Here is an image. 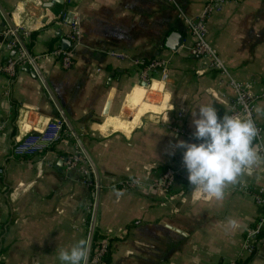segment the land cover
I'll use <instances>...</instances> for the list:
<instances>
[{
	"label": "crops",
	"instance_id": "1",
	"mask_svg": "<svg viewBox=\"0 0 264 264\" xmlns=\"http://www.w3.org/2000/svg\"><path fill=\"white\" fill-rule=\"evenodd\" d=\"M204 4L0 0L72 126L27 62L16 65L12 78L4 72L16 39L0 11V264H60L61 250L80 241L87 249L96 205L93 238L110 243L109 264H264V233L259 256L242 258L240 249L263 212L250 194L264 189L262 160L226 186L222 200L194 190L185 168L169 187L161 185L166 169L183 164L177 142H200L192 113L214 105L219 117L231 114L229 80L250 82L254 94H264V0H226L208 19L206 41L226 74L188 52V22ZM70 22L78 26L76 46L67 37ZM172 35L180 40L170 41ZM58 48L73 51L71 69L51 54ZM154 59L168 61V80L156 74L144 85L133 62ZM55 120L63 127L46 151L12 156L15 140ZM256 120L264 147V96Z\"/></svg>",
	"mask_w": 264,
	"mask_h": 264
},
{
	"label": "built area",
	"instance_id": "2",
	"mask_svg": "<svg viewBox=\"0 0 264 264\" xmlns=\"http://www.w3.org/2000/svg\"><path fill=\"white\" fill-rule=\"evenodd\" d=\"M226 0H205V4L202 9V13L196 19L188 22V32L193 38V43L188 47V52L192 56H197L202 59H206L210 62L212 69L218 70L223 74H226V69L219 59L217 52L206 41V23L212 14L221 11L222 5ZM11 36H13L10 33ZM68 39L76 46L79 41V30L75 23L68 25ZM14 53V57L8 58L4 67V72L11 78L14 77L16 72V65L21 62H27L30 66V61L27 59L23 49L17 42L13 40L9 45ZM55 58L58 65L63 70H69L73 67V51H63L55 49L51 53ZM122 58L121 56H116ZM133 66L139 72V82L148 85L154 81V75L157 74L158 80L165 82L168 80L169 68L168 61L163 59H154L151 61H135ZM229 86L234 93L233 107L230 115H239L246 118H251L255 126L258 129V134L255 138V145L258 153L261 156V160L264 162V147L262 146V127L256 120V102L262 95H256L252 91V83H236L229 80ZM63 122L55 120L46 126V129L41 132H31L25 135L23 138L15 140L12 145V156L15 158H32L40 153L46 151L55 141L59 139ZM201 142V141H200ZM198 142V143H200ZM78 158L73 157L70 159L69 164L72 165L77 162ZM185 167L182 166L176 170L166 169L161 175V185L163 187H169L179 171ZM1 173V170H0ZM137 183L134 182L135 185ZM131 186H133L131 184ZM251 197L254 203L262 208V215L258 219L255 226L245 231V236L241 242V255L242 258H256L260 255V238L264 233V189H257L250 191ZM100 247H97L92 251L89 256L88 264H100L102 255L107 251L106 241H98ZM240 261H229L225 264H240Z\"/></svg>",
	"mask_w": 264,
	"mask_h": 264
},
{
	"label": "clouds",
	"instance_id": "3",
	"mask_svg": "<svg viewBox=\"0 0 264 264\" xmlns=\"http://www.w3.org/2000/svg\"><path fill=\"white\" fill-rule=\"evenodd\" d=\"M257 111H260L257 109ZM193 137L200 143L178 141L182 163L194 190L222 200L224 189L257 165L261 156L254 145L258 129L251 118L218 116L214 105H202L192 113ZM84 241L59 253L60 264H85Z\"/></svg>",
	"mask_w": 264,
	"mask_h": 264
},
{
	"label": "water",
	"instance_id": "4",
	"mask_svg": "<svg viewBox=\"0 0 264 264\" xmlns=\"http://www.w3.org/2000/svg\"><path fill=\"white\" fill-rule=\"evenodd\" d=\"M0 11L2 12L3 16H4V19H5V22L7 23L8 27L10 28L11 32H12V35L13 37H15V39L17 40V42L19 43V45L21 46V48L23 49L25 55L27 56V59L30 61V64H31V67H32V76L33 77H37L40 79V81L42 82L43 86L45 87L46 91L48 92V94L50 95L52 101L54 102V104L56 105L59 113H60V116L62 117L63 121H64V124L65 126L72 131V126L69 122V120L67 119L65 113L62 111L58 101L56 100L55 96L53 95L51 89L49 88L47 82L45 81L44 79V76L43 74L41 73V71L39 70L35 60L33 59V57L31 56L30 52L27 50L26 46L24 45L22 39L20 38L19 34L14 30V27L11 25V23L9 22V19L7 18V16L4 14V12L2 11L1 9V6H0ZM180 40V37H178L177 35H172L171 36V39L170 41H174V40ZM179 43V41L177 43H175L174 45H171L169 46V49H172L174 50L176 47H177V44ZM62 44L63 46H66V47H69L70 46V43L68 41H62ZM65 48V47H63ZM79 142V145L81 146L82 150H83V146L81 145V142ZM84 154L87 156V154L85 153V151L83 150ZM90 164L92 165L93 169L94 166H93V163L92 161L90 160L89 157H87ZM95 172V170H94ZM95 176H96V179H97V191L99 193V179H98V175L97 173L95 172ZM96 209H97V205L95 207V213L93 215V218H92V224H91V227H90V233H89V239H88V244H87V258H86V261H85V264H88V261H89V256H90V253H91V246H92V241H93V233H94V227H95V215H96Z\"/></svg>",
	"mask_w": 264,
	"mask_h": 264
},
{
	"label": "trees",
	"instance_id": "5",
	"mask_svg": "<svg viewBox=\"0 0 264 264\" xmlns=\"http://www.w3.org/2000/svg\"><path fill=\"white\" fill-rule=\"evenodd\" d=\"M27 46H29V45H27ZM99 237L100 236L98 234H95L94 235L93 244H92V251L94 249H96L97 247H100V244L98 243ZM106 242H107V251L102 255V257L100 259V264H109V252H110L109 248H110V243H108L107 240H106Z\"/></svg>",
	"mask_w": 264,
	"mask_h": 264
}]
</instances>
